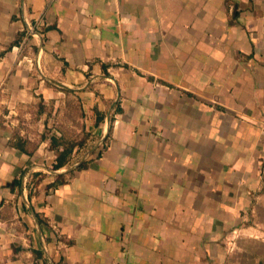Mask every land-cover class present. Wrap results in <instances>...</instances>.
<instances>
[{
    "label": "crops",
    "instance_id": "crops-1",
    "mask_svg": "<svg viewBox=\"0 0 264 264\" xmlns=\"http://www.w3.org/2000/svg\"><path fill=\"white\" fill-rule=\"evenodd\" d=\"M2 52L0 264H264V0H0Z\"/></svg>",
    "mask_w": 264,
    "mask_h": 264
},
{
    "label": "trees",
    "instance_id": "trees-1",
    "mask_svg": "<svg viewBox=\"0 0 264 264\" xmlns=\"http://www.w3.org/2000/svg\"><path fill=\"white\" fill-rule=\"evenodd\" d=\"M24 32L18 34V41L21 40ZM3 52L0 54V56ZM24 110L30 112L37 117L46 112L50 114L53 110V103L50 102L48 105H44L39 101L36 104L29 105H20L18 107V114L21 116ZM54 120L52 121V126L60 130V135H51L49 140V147L54 151V160L52 162V169L58 170L67 166L72 160V153L76 146H83L88 135L83 130H78L79 121L75 119L68 118V112L80 114L82 112L81 102L78 96H76L71 91H66V99L63 105H60L55 109ZM25 121L22 118L20 120V127L25 126ZM11 143L15 144L19 149L25 151L28 154L32 153L35 145H32L31 148H25L27 143L26 139H23L19 136L17 132L13 133L11 136ZM79 165L78 167H80ZM72 171H67L64 174L56 175V184L64 182L66 175H71Z\"/></svg>",
    "mask_w": 264,
    "mask_h": 264
},
{
    "label": "built area",
    "instance_id": "built-area-1",
    "mask_svg": "<svg viewBox=\"0 0 264 264\" xmlns=\"http://www.w3.org/2000/svg\"><path fill=\"white\" fill-rule=\"evenodd\" d=\"M25 31H26V33L28 32L29 35H34L36 33L34 27L30 24H27ZM234 245H235L234 239H229L228 240V249L232 250Z\"/></svg>",
    "mask_w": 264,
    "mask_h": 264
}]
</instances>
